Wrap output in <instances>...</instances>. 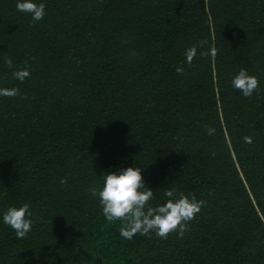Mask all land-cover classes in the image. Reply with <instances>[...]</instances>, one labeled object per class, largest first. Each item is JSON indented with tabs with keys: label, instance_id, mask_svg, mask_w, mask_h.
Returning a JSON list of instances; mask_svg holds the SVG:
<instances>
[{
	"label": "trees",
	"instance_id": "16d2710c",
	"mask_svg": "<svg viewBox=\"0 0 264 264\" xmlns=\"http://www.w3.org/2000/svg\"><path fill=\"white\" fill-rule=\"evenodd\" d=\"M43 2L33 22L0 0V87L19 90L0 96V211L33 220L22 239L0 222V264H264V0ZM129 166L152 207L167 189L203 201L183 236L105 219L92 190Z\"/></svg>",
	"mask_w": 264,
	"mask_h": 264
},
{
	"label": "clouds",
	"instance_id": "9594fccd",
	"mask_svg": "<svg viewBox=\"0 0 264 264\" xmlns=\"http://www.w3.org/2000/svg\"><path fill=\"white\" fill-rule=\"evenodd\" d=\"M16 10L30 15L33 22L41 21L46 15L43 0H16ZM199 47H202V44ZM197 54V45L187 48L184 53L188 63H191ZM210 54L215 56L216 50L213 48ZM4 63L9 68L13 65L10 57H5ZM182 71V68H177V72ZM29 75L27 67L12 72V77L20 82H24ZM231 87L239 90L240 95L251 97L258 90L259 80L249 74L246 68H241L232 77ZM18 91L16 88L0 87V96H15ZM206 131L209 136L216 132L213 127H208ZM244 141L251 143L252 139L245 136ZM116 169L103 175L102 186L94 188L92 192L99 198L105 219L109 222L121 221L120 235L126 240H132L137 234L145 236L150 232L160 238H166L174 231L183 236L188 222L201 211L203 201H198L195 196L177 195L174 189L165 190L166 201L152 207L149 201L153 199L154 191L144 181L142 168L129 166ZM60 183H66V179H61ZM0 222L10 227L18 239L24 238L33 225L30 205H12L0 211Z\"/></svg>",
	"mask_w": 264,
	"mask_h": 264
}]
</instances>
